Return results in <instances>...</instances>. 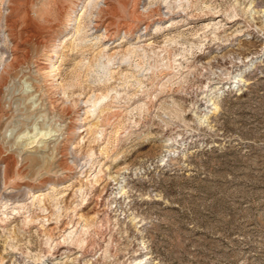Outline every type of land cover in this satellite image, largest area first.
<instances>
[{
    "label": "rangeland",
    "instance_id": "rangeland-1",
    "mask_svg": "<svg viewBox=\"0 0 264 264\" xmlns=\"http://www.w3.org/2000/svg\"><path fill=\"white\" fill-rule=\"evenodd\" d=\"M0 264H264V0H0Z\"/></svg>",
    "mask_w": 264,
    "mask_h": 264
},
{
    "label": "bare ground",
    "instance_id": "bare-ground-1",
    "mask_svg": "<svg viewBox=\"0 0 264 264\" xmlns=\"http://www.w3.org/2000/svg\"><path fill=\"white\" fill-rule=\"evenodd\" d=\"M123 1L124 0H119V2L122 4L123 3ZM104 4H105V7H103V8H101V9H103V12L105 11V13L107 12V13H111L115 8H113V6L114 5H112L111 3H109V2H104ZM121 7V6H120ZM122 8H124V7H122ZM100 11V10H99ZM111 15V14H110ZM12 23V22H11ZM110 25V24H109ZM108 26V25H107ZM97 27V26H96ZM106 30V29H105ZM31 144V143H30ZM32 159H30V161L31 162H35V159H34V157H31ZM13 163V162H12ZM11 160H9L8 159V161H7V167H8V170L10 169V167H11ZM7 173L5 174L6 176L9 174V171H6Z\"/></svg>",
    "mask_w": 264,
    "mask_h": 264
}]
</instances>
